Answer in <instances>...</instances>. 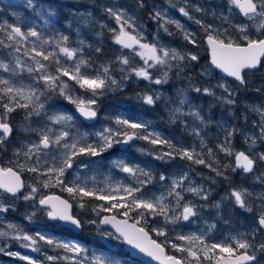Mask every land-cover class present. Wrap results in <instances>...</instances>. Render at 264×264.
<instances>
[{
    "label": "rangeland",
    "instance_id": "374dc122",
    "mask_svg": "<svg viewBox=\"0 0 264 264\" xmlns=\"http://www.w3.org/2000/svg\"><path fill=\"white\" fill-rule=\"evenodd\" d=\"M62 2L69 0H60ZM143 0L146 3L148 12L147 18H150L154 27L147 24H143L141 16L138 15L142 11H138L132 0H99L98 5H94L95 0H92V5L89 8H85L82 11L73 10L69 18L66 21L62 20L63 17L57 13L54 5L47 3L45 0H0V29H5L7 25L18 26L22 28L23 32H27L29 28L35 29L41 34L43 40L49 41V43L42 45L46 51H54L56 58L61 61L65 67H73L75 62L84 60L87 62V66H82L81 71L87 72L90 76L102 75L98 71L88 66V60L81 54H83L89 47L90 43L87 41L86 33L84 32L89 26L91 20H95L102 25H106L107 28H115L119 30V25L116 24L114 17H111L106 11V8H113L114 10H123L127 14L135 18L136 30L140 33L144 39L142 43H153L154 37L158 41L157 46H165L169 49H175L181 54L191 52L199 57L198 62L193 61H171L173 65H180V67H172L168 70L167 83L153 84L148 80H144L136 77L134 74L122 72L121 68L129 66L118 63L117 70L119 77H115L110 73L111 79L117 81L116 84H111L110 80L106 81V87L100 91L106 89L112 90L113 86H118L124 89L128 86L129 82L135 79H139L146 83L147 89L146 95H151L154 99V103L149 105L144 102L151 109V113L154 118H133L128 112H123L119 117L129 118L134 122H144L148 125V131H155L160 134L164 139L169 140L177 146H183L189 150L194 149L196 153H199L208 163L212 164L213 161H218V153L221 152L224 156V152L220 151L218 144L225 140V127L234 126L238 122V117L241 114L243 117L244 126L243 131L240 133L241 141H237L232 144L236 151H245L250 156H258L264 153V139L261 138V128L259 127L261 122L260 114L255 111L259 108L264 111V99H261V94L246 93L242 91V85L239 82H232L228 78L224 77L220 72L216 71L209 62H201V52L205 43H203L206 36L203 28L195 23L196 19H200L206 24L213 25L215 28L228 29V34L233 38H238L240 33L237 31L235 25L251 24L246 20L238 10H233L229 13L226 0ZM82 8V6H78ZM146 7H142L146 9ZM180 7H185L189 11L190 16L193 19L183 16L179 12ZM196 7L204 9L203 12L195 11ZM54 13L49 15L48 13ZM159 12L165 19L177 20L182 26L183 30L194 34L197 40V45L190 44L184 38V31L177 28L174 24L167 25L169 35L160 24L163 20L154 19L155 13ZM152 16H151V14ZM223 16H229L231 23H224ZM45 20L48 21L45 24ZM10 31V28L6 29ZM132 31L131 29H127ZM250 33L253 37L257 35L255 27L250 28ZM66 35L69 37L67 46L69 48L79 49L76 56L73 59H68L59 52V49L55 46V39L59 35ZM91 35V31L88 32ZM135 34V33H133ZM0 40H6V31L0 30ZM80 41H83L81 45ZM37 41L35 37H29L27 41L22 42L20 52H15L14 48L4 47L0 45V62L8 64L10 71L5 72L0 68V79H7L14 87H22L27 93L31 89H38L37 95L40 96V100L35 103H43L44 108L40 110V115L33 114L30 118H25L26 112L30 109L17 108L15 112L6 114L5 110L0 107L2 117L6 121L12 122L15 128L16 136L10 139H6L4 144L0 146V163L4 168L12 167L19 171L26 178V188L23 193L29 192L28 185L37 186L39 191L35 193L36 199L25 201L23 199V193L19 195V198L12 197L10 194L3 193L0 190V204H3L8 208L6 212H0V232H5L7 235L0 236V264H28V259H22L21 257H27L35 262V264H95L97 259H104L111 261L112 264H142L138 260L132 258L124 248V244L121 238L109 229H103L100 226L101 212L90 209L87 207H80L82 202L79 197H74V210L75 214L82 219L84 226L87 228L76 239L73 232L63 226L60 223L50 222L43 210L38 205V200L47 193H55L62 191L61 186H51L49 188H43L37 184V179H46V177H38L37 173H32L27 170H21L17 167L18 163H25V157L23 154L17 156L15 153L19 150L21 153L27 151V146L33 143H37L40 140V133L51 129V135L54 136L62 130H67L69 136L66 140L71 143L73 139L80 142V146L86 144H92L97 146L102 143L101 137L97 135L103 132L106 128L117 129L116 119L110 123V117H104L99 122L82 128L79 125L80 119L77 116V106L74 103H70L65 96L60 95L59 89L48 90L42 80H38V73H29L25 69L16 68L15 72L11 69L15 68V61L19 58L23 64L31 65L33 62L24 55L26 50H30L33 47V43ZM6 43H11L6 41ZM122 55L129 58L130 66L138 68L144 65V61L140 56L135 55V52L130 49H124L121 47ZM136 51H139L137 48ZM48 67L47 70L53 74L55 73L56 65L51 61H43ZM151 63V61H149ZM206 69H211V74H203ZM166 69L157 66L150 69L152 78H161L163 71ZM61 80L69 86L66 89V93L72 95L73 98L89 99L93 98L90 91L81 89L73 80H69L67 77H61ZM218 83H223L234 92L235 105L229 106L222 103L217 97L221 95H227L222 88H217ZM212 87L216 93L215 96L204 95L203 93H196L192 90V87ZM3 86L0 85V88ZM243 92V93H241ZM43 93V95H40ZM95 97L97 103L92 107L97 111V104L99 98ZM6 99V97H5ZM184 101L182 104L181 101ZM33 104V107L35 106ZM179 109V111H176ZM239 109L241 113L237 110ZM190 112H197L207 124H203L200 120L190 115ZM57 115H68L72 117L70 122L54 124L50 117ZM162 122L161 124H158ZM175 123L179 125V129L175 127ZM193 130L200 132V135H195ZM185 135V136H184ZM255 139V144L252 145V139ZM203 140V145H201ZM247 140V143H245ZM62 141L61 143H63ZM143 143L134 144L124 150L121 156L111 160L114 166H109V170H105L102 157L91 156L89 154L78 155L74 158L73 167L69 168L65 172L63 177L65 184L70 186V183L76 181L77 183H87L89 188L95 187L103 189L106 186H116L122 184L123 186H129L126 182L128 177H136L139 182L144 180V177L137 173L136 176L130 175L120 170L118 164H123L130 167H138L133 165L136 160L135 156L146 154L147 150ZM18 145L15 149L14 146ZM119 145V144H114ZM153 145V144H152ZM251 145V147H249ZM155 152L162 153L168 151L167 147L161 145H154ZM211 149L212 156L208 155V150ZM66 149H63L57 145H50L48 149H41V155L39 163L42 166L41 170L46 169L53 163L59 164L63 159V153ZM11 152L10 156L7 153ZM47 153L48 155H45ZM55 157V160H53ZM167 163L164 169H155L152 173L149 169H143L146 172L151 173V180L148 183L142 193L147 194L148 197H159L161 195L167 196L165 203L169 205L168 215L171 217L173 214L179 215L182 211V205L190 204L196 211V215L190 217L189 220H178L176 223H167L163 216H151L146 214L147 223H151L152 228L164 229L166 235L161 236L165 243L172 247L176 244L178 247H189L184 241L176 239L179 235L184 236H203L205 242L211 243H234L235 239H244L241 234L230 232L224 238L217 237L213 233L214 224L208 220L210 213H215L224 204L234 201V198L229 193L220 198L217 202L211 204L210 199L214 196L218 187L215 186V177L212 175V169L204 167L203 165H196L188 160L170 159L165 157L164 162ZM30 165L37 163L36 157L33 156L31 160L27 161ZM261 166L260 170H254L249 177L244 178L241 183V189H246L247 192H255L257 198L264 194V162L258 163ZM209 171L206 172V171ZM120 171V172H119ZM186 171L188 173V180H185L181 188H177L176 191L180 192L184 199L180 201V207H176L177 201L174 195H168L169 188L173 179H178L181 172ZM168 172V173H167ZM157 173V174H156ZM164 175L167 179L160 180V176ZM215 176L216 173L214 174ZM191 184L194 187H200L203 189L202 194L207 195V199H201L200 195L193 194L185 191V189ZM141 193H138L140 195ZM73 199V196L67 193ZM69 197V198H70ZM70 198V200H71ZM26 202V203H25ZM203 202V203H202ZM103 203V202H102ZM220 207L217 208L216 205ZM253 211L246 212V214H257L255 217L251 215L252 221H257L259 214L264 209V201L259 199L256 204L250 206ZM174 209V213L172 211ZM36 215L31 220L28 219L32 213ZM16 213V214H14ZM138 217V216H137ZM90 221H95L91 223ZM145 223V220H140ZM16 225L17 229L9 228L8 225ZM93 229V233H89L88 229ZM22 230V233L19 232ZM37 233L44 235L54 241L60 243H75L79 245L85 251L80 255H75L72 252L65 251L62 247L55 245H49L38 239ZM17 234H27L37 239L35 245H30L28 241L16 240L13 237ZM111 234V235H109ZM245 240V239H244ZM22 245H29L24 247ZM195 248L201 247L200 245H192ZM33 247L38 248V251H33ZM179 252V251H178ZM186 254L184 252H179ZM15 254V255H13ZM171 254V253H170ZM56 257L55 260H48L47 257ZM187 256V254H186ZM190 263L197 264L191 257H187ZM206 261V260H205ZM256 264H264V260L259 261Z\"/></svg>",
    "mask_w": 264,
    "mask_h": 264
},
{
    "label": "snow or ice",
    "instance_id": "6c2138e0",
    "mask_svg": "<svg viewBox=\"0 0 264 264\" xmlns=\"http://www.w3.org/2000/svg\"><path fill=\"white\" fill-rule=\"evenodd\" d=\"M31 3V0H29ZM227 8L229 13L234 9L238 10L246 20L250 21L251 24H239L235 25L237 31L240 33L238 38H233L228 34V29L215 28L213 25L206 24L200 19H196L195 23L200 25L203 28L206 34V42L208 49L210 50L211 59L210 65L214 69H218L220 72L225 74L227 77H232L239 84H246L244 74L246 70H259L261 67H264V0H226ZM140 7H144V4L141 0ZM105 11L111 16L114 17L115 22L119 25V30L115 28H109V31L113 33V42L120 45L124 49H130L135 52V55L140 56L144 61V65L138 68L130 66L129 58L125 55L117 56L116 60L125 66L126 68H121L122 72H127L129 74H134L136 77L148 80L153 84H162L167 83L168 70L172 67H182L180 65H173L171 61H193L198 62L199 57L191 52L181 54L175 49L166 48L163 45L157 46L158 41L154 37V42L142 43L144 39L143 36L136 30L135 18L127 14L123 10H114L109 7ZM195 11L203 12L204 9L201 7H196ZM179 12L189 19H193L190 16L189 11L185 7H180ZM49 15H54V13L49 12ZM222 20L224 23H231L229 16H223ZM154 19L163 20V23L160 24V27L163 30L171 35L167 25L174 24L177 28L183 30V26L174 19H165L159 12L155 13ZM48 21L45 20V24ZM101 27H106V25H101ZM255 27L257 35L253 37L250 33V28ZM10 28V31L6 29ZM131 29L132 31H128ZM6 31V40H0V45L8 48H14L15 52H20L21 44L24 41H27L29 37L37 38L39 44L36 42L33 43V47L30 50H26L24 55L28 56L32 60L31 65H25L23 62L17 58L15 61V68L11 71L15 72L16 68L25 69L29 73H38V77H35L38 80H42L46 85L48 90L59 89L60 95L65 96L70 103H74L77 106L78 111L82 116L88 119L95 118L97 115L96 110L92 107L97 103L95 97L102 95V89L106 87V81L111 82V84H116L117 81L111 79L109 67H103V76L96 75L90 76L87 72H82L81 67L87 66V62L84 60H79L74 63V66L69 68L65 67L59 59L56 58V53L54 51H46L42 45L49 43V41L43 40L41 34L33 28L25 33L18 26L7 25L5 29H0ZM135 33V34H133ZM184 38L192 45H197V40L194 37V34L184 31ZM69 37L66 35H59L55 39V46L59 49V52L63 54L68 59H73L79 49L69 48L67 46ZM9 41L11 43H6ZM83 45V41H80ZM139 51H136V49ZM96 52H101L100 48H96ZM43 61H51L56 65L55 73L53 74L47 70V65ZM151 61V63H149ZM160 66L163 69V76L161 78H152L150 69ZM0 68L5 72L10 71L9 65L0 62ZM203 74H211V69H206ZM61 77H67L69 80H73L81 89L90 91L93 98L82 99V98H73L72 95L66 93L68 89L67 83L61 80ZM0 85L3 87L0 88V107L5 110L6 114H10L16 111L17 108L20 109H30L26 112L25 118H30L33 114L40 115V110L44 108L43 103H35L40 100V96L37 95L38 89H31L27 93L22 87H14L9 80L0 79ZM217 88H222L224 93L227 95H221L217 97L222 103L232 106L235 105L236 101L234 99V92L229 87L223 83H218ZM192 90L196 93H203L208 96H215L216 93L212 87H196L193 86ZM43 95V93H40ZM6 97V99H5ZM144 102L146 104H153L154 99L151 95H146L144 97ZM35 106L33 107V104ZM183 104L184 101L182 100ZM179 111V109H176ZM260 114L261 122L259 127L261 128V138L264 139V111H261L259 108L255 109ZM190 115L194 116L196 119L200 120L201 123L207 124V121L203 119L197 112H190ZM54 124H61L70 122L72 120L71 116L68 115H57L50 117ZM117 129L106 128L103 132L98 133L101 137L102 143L94 146L92 144H86L80 146L78 140L73 139L69 143L66 138L69 136L67 130H62L56 134L53 138L51 135V129L40 133V140L37 143H33L30 146H27V151L21 153L17 151L15 155L19 156L23 154L26 158L25 163H18L17 167L21 170H27L32 173H37L38 177H46V179H37V184L41 185L43 188H49L51 186H61L63 191L68 192L74 197H79L81 201L84 198H93L98 201H105L107 207L104 205H97L99 212H112L113 210H123L121 214L125 219L117 220L115 216H105L102 218L100 223L111 224L116 233L119 234L118 237L114 238H123V241L128 245L132 246L135 249H138L139 252L144 253L146 256L151 257L154 260L160 261V264H184V259L177 258L176 256L166 255L165 249L158 243L156 240L152 239L149 236V232L145 231L144 226H137L140 224V220H146V214L155 216H163L165 222L167 223H176L178 220L183 219L185 221L189 220L190 217L195 216L197 213L194 210L193 206L190 204L182 205L183 211L179 215L173 214L169 217V205L165 203L167 196L161 195L159 197H148L147 194L142 193L141 187L135 186H123L118 184L116 186H106L103 189H98L95 187L89 188L87 183H77L73 181L68 184H65L63 177L67 169L73 167L74 158L78 155L89 154L93 157L101 155L103 152L112 148L114 144H127L129 141L134 139H141L148 141L153 145H161L167 147L168 151L162 152L159 155H156L155 158L158 160H164L165 157L170 159H180L188 160L196 165H203L204 167L211 168L212 171L216 172L217 176L224 175L219 168H213L212 164L208 163L199 153H196L194 149L189 150L183 146H177L167 139H164L160 136L159 133L155 131H148V125L144 122H134L129 118L118 117L116 119ZM12 127L6 121V119L0 117V146H2L5 140L12 134ZM195 135L199 136L200 132L193 130ZM239 130L234 127H225V140L224 142L218 144L220 151L224 152L227 156H234L235 167L232 169L235 171L237 168L242 169L243 172L251 173L254 169V166L259 162H264V153L259 154L258 156H250L246 154L245 151H236L232 146V138L236 135ZM64 141L63 143H61ZM247 143V140H245ZM255 144V139H252V145ZM50 145H57L66 149L63 153V159L59 164L53 163L51 166L47 167L44 170H41L42 166L39 163L41 149H48ZM201 145H203V140H201ZM251 147V145L249 146ZM45 155H48L45 153ZM208 155H214L212 150H208ZM35 156L37 163L35 165H30L27 163L28 160H31ZM55 160V157H53ZM120 170L129 173L130 175L136 176L139 173L141 176L146 177L145 180L140 181L141 186L147 184L151 180V173L146 172L139 167H130L123 162L118 164ZM227 169L228 165H224ZM227 178V177H225ZM167 178L164 175L160 176V180L164 181ZM185 180H188V173L182 171L178 179H173L171 186L168 191V195H174L177 201L176 207H180V201L184 199L183 195L176 191L177 188H181ZM25 187L24 182L21 180L20 175L17 171H14L13 168L0 167V190L3 193L10 194L12 197L19 198L18 194L21 193V190ZM30 188L29 192L23 193V199L25 201L35 200V193L39 191L37 186L28 185ZM185 191L191 192L196 195H200L201 199H207L206 194L203 193V189L200 187L191 186V184L185 189ZM138 193H141L138 195ZM251 195L247 192L246 189L236 190L234 189L230 196L234 198V202L240 208L245 209L248 212L253 211L251 207L246 203V197ZM259 199L264 201V194H262ZM39 204L42 206V209L45 210L46 215L51 220H60L68 222L74 225L77 228L81 227V222L70 214L71 204L67 200H62L58 196H42L39 199ZM80 207H85L83 202L80 203ZM217 208L220 207L219 204L216 205ZM8 210L3 204H0V212H6ZM94 211L96 208L93 209ZM174 213V209H172ZM136 212L138 219L135 222L129 224L128 219L130 218V213ZM36 213L33 212L31 216L28 217L29 220L35 216ZM95 223V221H90ZM258 225L261 229H264V209L261 210L258 218ZM9 228L17 229L16 225L9 224ZM157 236H165L166 233L162 228L152 229ZM22 233V230H19ZM7 233L0 232V236H5ZM111 235V234H109ZM38 239L49 245H55L57 247H62L65 251L72 252L75 255H80L81 252L85 251L79 245L75 243H60L54 241L51 238H48L44 235L37 233ZM16 240L28 241L30 245H35L37 239L29 236L27 234H17L13 237ZM176 239L184 241L189 247H178L176 244H173L172 247L179 252H184L187 254V257H191L192 260H195L197 264H203V261H208L209 264H251V262L256 261V255L254 251L249 253L248 249L253 248V245L247 243L244 239H235L234 243H211L208 244L205 242L203 236H184L179 235ZM200 245L198 249L192 245ZM27 247L29 245H22ZM260 249L264 250V243L260 244ZM33 251H38V248L33 247ZM239 250H244L241 254L237 255ZM15 255V254H13ZM22 259H28V264H35L34 261L27 257H21ZM48 260H55L56 257L48 256ZM79 264V262H77ZM95 264H112L111 261L104 259H97Z\"/></svg>",
    "mask_w": 264,
    "mask_h": 264
},
{
    "label": "trees",
    "instance_id": "16d2710c",
    "mask_svg": "<svg viewBox=\"0 0 264 264\" xmlns=\"http://www.w3.org/2000/svg\"><path fill=\"white\" fill-rule=\"evenodd\" d=\"M47 3L54 5L57 13L63 17L62 20L66 21L67 18H69L71 12L73 10L76 11H82L85 8H89L92 4V0H69L62 2L60 0H45ZM134 2V5L136 6V9L138 11H142L141 14L138 16H141V21L143 24H147L151 27H154L155 23L151 21L150 18H147L146 12L147 7L146 3L144 4V7H140L141 0H132ZM143 1V0H142ZM147 1V0H146ZM145 1V2H146ZM99 0H95L94 5H98ZM82 6V8L78 7ZM151 14V13H150ZM152 16V14H151ZM102 24L95 20H91L89 26L84 31L86 34L87 41L90 43V47L81 55H83L88 60V66L92 67L94 71H98L102 73L103 75V67L107 66L109 67V71L112 75L115 77H119V72L117 70L118 67V61L116 60L117 56L122 55L121 46L118 44H115L113 42V33L109 31V28L101 27ZM91 31V35L88 34V32ZM204 43V41H203ZM96 48H100L101 52H96ZM201 62L207 63L209 62V56L208 51L206 47H203V51L201 52ZM244 78L246 80V84L242 85V91L246 93H257L261 94V99H264V67H261L259 70L254 72H249L244 74ZM232 82H238L234 80H230ZM146 91H151L147 89L146 83L142 82L139 79H135L129 82L128 86L124 89L119 88L117 85L113 86L112 90L106 89L102 91V96L99 98V103L97 104L98 112H99V122L101 119H104V117H110L108 121L110 123L114 120V118H117L123 114V112H128L129 115H131L133 118H154L153 114L151 113V109L144 104L143 102V96L145 95ZM241 92V93H243ZM240 112L239 109H237ZM79 120V125L82 128L90 126L89 124L84 123L81 119ZM96 122V123H97ZM162 122L158 121V124H161ZM243 117H241V114L238 117V122L234 126L239 131L236 133L234 138H232V144L241 141V135L240 133L243 131L244 126ZM177 129H179V125L177 123L174 124ZM185 136V135H184ZM145 140H139V143H143ZM18 145L14 146V149ZM147 153L142 155L135 156L136 162L133 165H138V167H142L144 169H149L154 173L155 169H164L165 164L164 160H158L155 158L156 155H159L160 153L155 152V146L152 145L149 142H146L144 145ZM234 147V146H233ZM124 152V149L121 148L119 145H113L112 148L108 149L107 151L103 152L100 156L102 157V161L104 163L105 170H109V166H114V164L111 163V160L119 157ZM11 152L7 153V156H10ZM224 165H228L227 169H225ZM213 168H219L221 172L224 173V175L221 176H215L214 174L216 172H212V175L215 177V186L218 187V190L215 192L214 196L210 199V203L213 204L220 200L221 197L226 195L227 193H231L234 189L240 190L241 189V183H243L244 178L249 177L250 174L243 172L242 169L237 168L235 171L232 169L235 167V159L234 156H224L221 152L218 153V161L212 162ZM261 166L257 163L255 165L254 170H260ZM111 171V169L109 170ZM120 172V171H119ZM206 172L209 173L207 170ZM168 173V172H167ZM157 174V173H156ZM144 177V176H143ZM227 177V178H225ZM127 184L129 186H138L139 180L136 177H128ZM146 177H144V180ZM142 191L148 187V183L140 186ZM58 193L66 196L68 192L66 191H59ZM251 195L246 197V203L250 207L251 205L256 204V201H259V199L256 196L255 192H249ZM69 194V193H68ZM69 196V195H68ZM70 197V196H69ZM71 198V197H70ZM72 202H74V196L73 199L71 198ZM88 210L96 208L97 211L99 209L96 207L97 205H104L107 207V203L105 201H98L93 198H84L82 201ZM103 202V203H102ZM203 203V202H202ZM74 204V203H73ZM123 210H113L112 212H101V214H116L120 217H123L120 212ZM246 210L243 208H240L238 205L235 204L234 201H230L227 204H224L218 211H216L214 214L210 213L212 215H209L208 220L212 221L214 224L213 226V234L217 237L224 238L228 235L230 232L241 234L242 237L245 239V241L251 245H253V248H249L248 251L252 253L254 251L258 263L261 260H264V250L260 249V244L264 243V233L259 228L257 221H252L251 215L254 217L257 214H246ZM125 218V217H124ZM131 220L135 221L138 219L136 212L130 213ZM140 226H144L151 234L152 236L163 246H165L169 253L184 259V262L188 264L190 263V260L187 259L186 254L179 253L176 249L173 247H169L165 241L163 240V237L157 236L154 231H152V225L151 223H144L143 221H140ZM84 229H87L86 227ZM89 233H93V229L87 230ZM244 250H239L237 253L243 252ZM255 263V264H256ZM203 264H209L208 261H203Z\"/></svg>",
    "mask_w": 264,
    "mask_h": 264
},
{
    "label": "water",
    "instance_id": "95a60500",
    "mask_svg": "<svg viewBox=\"0 0 264 264\" xmlns=\"http://www.w3.org/2000/svg\"><path fill=\"white\" fill-rule=\"evenodd\" d=\"M21 30H22V28H21ZM204 43H205V46H206L207 51H208L209 63H210L211 54H210V50L208 49V45H207V42H206V36H205V38H204ZM215 70L218 71V72H220L218 69H215ZM254 71H257V70H251V71L246 70V73L254 72ZM220 73H221L224 77H226V78H228V79H230V80H234V81H236L234 78H232V77H227V76H226L225 74H223L222 72H220ZM95 110H96V109H95ZM96 112H97L96 117H95V118H92V119L85 118L84 116H82V115L80 114L79 111H77V115H78V117H79L82 121H84V122H86V123H89V124H94V123L97 122V120H98V118H99V112H98L97 110H96ZM0 117H1V113H0ZM9 125H10V124H9ZM10 126H11V125H10ZM11 127H12V126H11ZM12 129H13V128H12ZM139 140H140V139H134V140H132V141H129L127 144H120V146H121L122 149H127L128 147H130V146L136 144ZM246 154H247V153H246ZM0 167H3V166L0 164ZM7 168H8V167H7ZM11 168H12V167H11ZM254 168H255V166H254ZM13 170H14V171H17V170L14 169V168H13ZM253 171H254V169H253ZM253 171H252V172H253ZM17 172H18V174L20 175L21 180H22V181L24 182V184H25V187L21 190V193H23V192L25 191V188H26V182H25V179H24L23 175H22L19 171H17ZM252 172H251V173H252ZM249 174H250V173H249ZM21 193H19V194H21ZM19 194H18V195H19ZM46 196H58V197H60L62 200H67L68 203L71 204L70 214L73 215L75 218H77V219L81 222V227H80V228H77V227H75L74 225H72V224H70V223H68V222H65V221L51 220V219H50V220H51V221H59V222L62 223L64 226H67L68 228H70L71 230H73L75 233H81V232L83 231V224H82L81 219H80L78 216L74 215V208H73V204H72V202H71L69 199H67L65 196H63V195H61V194H58V193H50V194H47ZM39 205H40V204H39ZM40 206H41V205H40ZM41 207H42V206H41ZM105 216H109V217H111V216H115L117 220H123V219H125L124 217H120V216H118V215H116V214H103V215L101 216V218H100V221H101L102 218L105 217ZM133 222H135V221H133V220H131V219H128V223H129V224H131V223H133ZM257 224H258V219H257ZM100 226H101V228H103V229H109V230H111V231L114 232L117 236H119V234L116 233L115 228H114L111 224H103V223H100ZM137 226L139 227L140 225L138 224ZM258 226H259V225H258ZM259 228H260V227H259ZM260 229H261V228H260ZM261 230H262L263 233H264V229H261ZM145 231H148V230L145 228ZM148 232H149V231H148ZM149 236H150L152 239L156 240V239L152 236V234H151L150 232H149ZM120 238H121L122 241H123V238H122V237H120ZM156 241H157V240H156ZM157 242H158V241H157ZM158 243H159V242H158ZM123 244H124V248H125L126 251L129 253V255H130L132 258H134V259L138 260L139 262H141L142 264H160V261L154 260V259H152L151 257L146 256L144 253L139 252L138 249L133 248L132 246H130V245H128L127 243H125L124 241H123ZM161 245H162V244H161ZM162 246H163V245H162ZM163 247H164V249H165V254H166V255H172V256H175V255H173V254H170L165 246H163ZM241 253H242V252L237 253V255H239V254H241ZM249 253H250V252H249ZM176 257H177V256H176ZM177 258H179V257H177ZM256 261H257V257H256ZM256 261L251 262V264H255ZM184 264H188V263L184 262Z\"/></svg>",
    "mask_w": 264,
    "mask_h": 264
},
{
    "label": "flooded vegetation",
    "instance_id": "af4514ba",
    "mask_svg": "<svg viewBox=\"0 0 264 264\" xmlns=\"http://www.w3.org/2000/svg\"><path fill=\"white\" fill-rule=\"evenodd\" d=\"M78 111V110H77ZM0 113H1V111H0ZM78 116V115H77ZM1 117H2V113H1ZM3 118V117H2ZM98 121V120H97ZM11 126H12V128H13V131H12V134L7 138V139H10V138H13V137H15L16 136V134H15V128H14V126H13V124H12V122H10V121H7ZM84 122V121H83ZM84 123H86V122H84ZM86 124H89V123H86ZM95 124V123H94ZM89 125H93V124H89ZM139 142V141H138ZM137 142V143H138ZM136 143V144H137ZM125 150V149H124ZM1 164V163H0ZM2 165V164H1ZM23 175V174H22ZM24 177V176H23ZM24 179H25V182H26V178L24 177ZM59 191H57V192H55V193H58ZM52 193V192H51ZM22 194V193H21ZM47 194H50V193H47ZM47 194H45V195H43V196H46ZM58 194H60V193H58ZM20 195V194H19ZM18 195V196H19ZM62 195V194H61ZM64 196V195H63ZM67 199H69L70 200V198L69 197H67V196H65ZM71 202H72V200H70ZM27 202V201H26ZM25 202V203H26ZM72 204H73V202H72ZM38 205H39V200H38ZM40 206V205H39ZM41 207V206H40ZM42 208V207H41ZM73 208H74V204H73ZM14 214H16V213H14ZM74 215H76L75 214V210H74ZM77 216V215H76ZM81 219V218H80ZM48 220L50 221V222H55V223H60L59 221H51L49 218H48ZM81 221H82V219H81ZM60 224H62V223H60ZM82 224H83V221H82ZM63 225V224H62ZM64 226V225H63ZM66 228H68L67 226H65ZM85 226H84V224H83V231H85ZM68 229H70V228H68ZM71 230V229H70ZM72 232H73V234H75V236H72V237H74V238H76V239H79V236L78 235H81L82 233H83V231L81 232V233H75L73 230H71Z\"/></svg>",
    "mask_w": 264,
    "mask_h": 264
},
{
    "label": "bare ground",
    "instance_id": "6f19581e",
    "mask_svg": "<svg viewBox=\"0 0 264 264\" xmlns=\"http://www.w3.org/2000/svg\"><path fill=\"white\" fill-rule=\"evenodd\" d=\"M230 80V79H229ZM15 131V130H14Z\"/></svg>",
    "mask_w": 264,
    "mask_h": 264
}]
</instances>
